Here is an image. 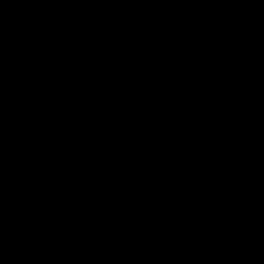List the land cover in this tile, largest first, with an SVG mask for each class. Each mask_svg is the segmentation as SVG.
<instances>
[{
	"label": "water",
	"instance_id": "obj_1",
	"mask_svg": "<svg viewBox=\"0 0 264 264\" xmlns=\"http://www.w3.org/2000/svg\"><path fill=\"white\" fill-rule=\"evenodd\" d=\"M0 264H264V0H0Z\"/></svg>",
	"mask_w": 264,
	"mask_h": 264
}]
</instances>
